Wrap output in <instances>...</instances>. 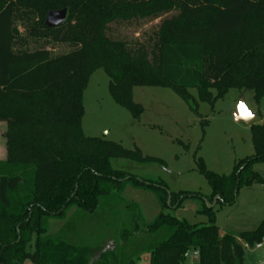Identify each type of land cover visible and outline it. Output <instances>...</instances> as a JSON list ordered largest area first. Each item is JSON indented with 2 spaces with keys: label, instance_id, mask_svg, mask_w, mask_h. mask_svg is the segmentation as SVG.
<instances>
[{
  "label": "trees",
  "instance_id": "obj_1",
  "mask_svg": "<svg viewBox=\"0 0 264 264\" xmlns=\"http://www.w3.org/2000/svg\"><path fill=\"white\" fill-rule=\"evenodd\" d=\"M64 8L65 23L48 28L47 14ZM21 11L34 17L25 37L16 26ZM159 19L147 43L114 35L116 26ZM29 40L69 44L73 50L51 57L44 48L28 49ZM98 69L108 75L114 100L135 118L143 109L132 100L134 87L170 88L193 110L197 105L189 89L210 103L231 89L251 90L261 104L264 0H0V122L7 125V158L0 162V264H134L143 253L150 255V264H185L196 251L199 264H245L243 243L254 247L263 241L264 221L239 237L222 235L214 209L234 205L242 186L262 182L253 167L264 161V124H252L255 154L231 175L220 176L200 163L209 197L172 193L161 181L112 166L117 159L162 164L159 160L84 135L83 93ZM127 183L156 190L168 208L200 196L209 222L190 225L161 214L147 224L127 205L120 227L94 240L103 241L45 235L50 220L65 219L73 208L83 217L99 218L101 200ZM137 234L141 250L128 252ZM109 240L114 246L108 249Z\"/></svg>",
  "mask_w": 264,
  "mask_h": 264
},
{
  "label": "rangeland",
  "instance_id": "obj_2",
  "mask_svg": "<svg viewBox=\"0 0 264 264\" xmlns=\"http://www.w3.org/2000/svg\"><path fill=\"white\" fill-rule=\"evenodd\" d=\"M16 23L18 31L25 37L26 27L32 25L34 17L21 11ZM165 18V17H164ZM161 20L132 25L116 26L114 35L136 44L147 43ZM27 39V38H25ZM30 50L44 48L51 57L69 54L73 46L51 42L29 40ZM20 48V47H19ZM196 101L193 110L172 89L162 87H134L132 100L140 105L143 113L139 118L118 104L110 93V79L103 69H98L89 78L83 93L84 116L82 131L86 137L113 142L131 151L139 150L144 157L159 160L160 163L139 164L130 160L112 161L114 169L122 170L143 180L161 181L172 193L190 192L202 197L211 195V188L200 172V163L220 176H229L242 160L254 156L252 124L235 120L239 101L244 98L249 109L258 115L253 123L264 124V102L257 104L251 90H228L224 97L210 102H201L196 89L188 90ZM215 95V93H214ZM7 125L0 122V162L7 158ZM262 182L242 186L232 206L214 209L215 221L220 232L236 237L243 232L257 230L264 221V161L254 165ZM186 198L178 208L164 207L159 193L148 187L135 188L131 183L118 193L103 198L98 209L99 218L83 217L76 209H70L65 219L48 222L46 236L77 239L88 244L103 241L105 235L120 227L119 215L125 213V206H133L132 213H139L143 222L153 223L161 214L170 215L190 225H206L208 217L203 213L205 200L202 197ZM215 200L212 203L214 206ZM112 207V211H108ZM114 209V210H113ZM104 214L102 217L101 214ZM107 224V226H106ZM106 228V230H104ZM112 234V233H111ZM137 234L129 250L140 252ZM34 236L27 251L35 250ZM114 240V239H113ZM75 241V240H73ZM108 242V241H107ZM106 242V244H107ZM109 248L114 242L109 240ZM150 255L143 253L135 257L134 264H150ZM245 264H264V247L245 250ZM28 264H31L28 262ZM185 264H199L191 252Z\"/></svg>",
  "mask_w": 264,
  "mask_h": 264
},
{
  "label": "water",
  "instance_id": "obj_3",
  "mask_svg": "<svg viewBox=\"0 0 264 264\" xmlns=\"http://www.w3.org/2000/svg\"><path fill=\"white\" fill-rule=\"evenodd\" d=\"M67 14H68V10L67 8H64L62 10H58V11H51L47 14L46 16V20H45V25L48 28H56L59 27L61 25H63L67 19ZM243 102L246 107L249 109V107L246 104V101L244 100V98H241L239 101V104ZM252 112V111H251ZM254 113V112H252ZM258 119V115L254 113L253 116H251L250 118H244L240 115V112L237 108V111L235 113V120L237 122H242L246 125H251L253 124L256 120Z\"/></svg>",
  "mask_w": 264,
  "mask_h": 264
},
{
  "label": "built area",
  "instance_id": "obj_4",
  "mask_svg": "<svg viewBox=\"0 0 264 264\" xmlns=\"http://www.w3.org/2000/svg\"><path fill=\"white\" fill-rule=\"evenodd\" d=\"M264 247V239L261 243L256 244L254 247H251L248 243H243V248L246 249H251L254 248L256 250L262 249ZM193 257H195V259H197L199 257L198 252H193Z\"/></svg>",
  "mask_w": 264,
  "mask_h": 264
},
{
  "label": "clouds",
  "instance_id": "obj_5",
  "mask_svg": "<svg viewBox=\"0 0 264 264\" xmlns=\"http://www.w3.org/2000/svg\"><path fill=\"white\" fill-rule=\"evenodd\" d=\"M242 105L244 106V109L247 110V113L242 114V113H243V109L241 108ZM238 110H239V112H240V115H241L242 117H244V118H250L251 116L254 115V113H252L251 110L248 109V108L246 107V105H245L243 102H241V103L238 105ZM249 113H250V115H249Z\"/></svg>",
  "mask_w": 264,
  "mask_h": 264
},
{
  "label": "snow or ice",
  "instance_id": "obj_6",
  "mask_svg": "<svg viewBox=\"0 0 264 264\" xmlns=\"http://www.w3.org/2000/svg\"><path fill=\"white\" fill-rule=\"evenodd\" d=\"M241 108L243 109V113L242 114L247 113V110L244 109V106L243 105L241 106ZM249 115H250V113H249Z\"/></svg>",
  "mask_w": 264,
  "mask_h": 264
},
{
  "label": "crops",
  "instance_id": "obj_7",
  "mask_svg": "<svg viewBox=\"0 0 264 264\" xmlns=\"http://www.w3.org/2000/svg\"><path fill=\"white\" fill-rule=\"evenodd\" d=\"M220 233H221L222 235L225 234V233H222V232H220Z\"/></svg>",
  "mask_w": 264,
  "mask_h": 264
}]
</instances>
